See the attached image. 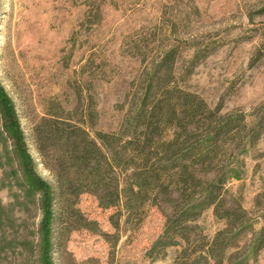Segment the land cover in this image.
Masks as SVG:
<instances>
[{
    "label": "rangeland",
    "instance_id": "obj_1",
    "mask_svg": "<svg viewBox=\"0 0 264 264\" xmlns=\"http://www.w3.org/2000/svg\"><path fill=\"white\" fill-rule=\"evenodd\" d=\"M263 7L0 0V90L34 176L52 190L48 234L44 192L32 185L0 107V264H264V135L216 172L200 173H219L224 184L206 182L185 197L151 181L134 151L165 92L175 102L195 95L232 118L256 117L264 103ZM163 119L155 141L181 132ZM209 191L214 198L205 201Z\"/></svg>",
    "mask_w": 264,
    "mask_h": 264
},
{
    "label": "trees",
    "instance_id": "obj_2",
    "mask_svg": "<svg viewBox=\"0 0 264 264\" xmlns=\"http://www.w3.org/2000/svg\"><path fill=\"white\" fill-rule=\"evenodd\" d=\"M159 81L161 80H157V85H164L160 84ZM169 94V92L164 93L167 101L162 104L154 101L155 110L148 114L149 117L147 115V121H145L147 128L144 130V135L146 139L142 142H135L134 140V151L137 153V160L140 161L139 165H143L145 168L144 174H148L151 177V181L159 184V188L160 186L164 188L165 193H168L169 187H173L178 190L179 195L182 197H185L184 194L186 192H189V194L193 193L206 182H210L213 185L221 182L224 184L226 179L222 176L220 177L219 173L214 174L212 180H205L200 173L216 172L217 165L227 158L229 154L235 155L240 145H250L264 135V103L258 107L259 113L256 114V117L249 121L244 114L232 118L230 113H221L220 106L214 110L207 109L206 102L195 95L187 94L184 100L176 99L177 101L175 102V97L173 96L168 99ZM158 95L154 96L157 97ZM0 107L4 111L6 124L9 125L13 137L17 140L18 150L22 154L24 167L32 185L37 183L44 192L46 211L44 226L47 230L52 218L51 186L34 176L30 167L31 157L22 145L23 139H21L22 136L17 123L15 109L7 94L2 90H0ZM178 110L183 112V119L178 117ZM165 115H167L168 119L167 126L177 125L181 132H175L171 139L160 137L155 141L153 132L162 125ZM98 135L105 143L106 136L100 132ZM83 137L85 141L89 140L87 135ZM84 150L89 153L87 147ZM155 159L160 161L158 168L150 165V162ZM144 174L139 173L138 175L141 177ZM145 175L144 178H140L143 181L139 184L141 186L144 185ZM211 196H214L213 191L206 193L203 198L206 201L214 198ZM237 205L241 210V216H246L245 214H248L247 210L242 207L241 203ZM224 217L230 223V216ZM229 223H227L228 226H230ZM46 238L48 239V236ZM260 239V246L263 247L264 231Z\"/></svg>",
    "mask_w": 264,
    "mask_h": 264
}]
</instances>
